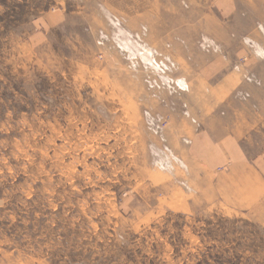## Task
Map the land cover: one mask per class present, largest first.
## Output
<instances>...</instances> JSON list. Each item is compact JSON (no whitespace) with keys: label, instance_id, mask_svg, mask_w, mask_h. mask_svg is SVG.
Masks as SVG:
<instances>
[{"label":"rangeland","instance_id":"rangeland-1","mask_svg":"<svg viewBox=\"0 0 264 264\" xmlns=\"http://www.w3.org/2000/svg\"><path fill=\"white\" fill-rule=\"evenodd\" d=\"M0 264H264V0H0Z\"/></svg>","mask_w":264,"mask_h":264},{"label":"crops","instance_id":"crops-1","mask_svg":"<svg viewBox=\"0 0 264 264\" xmlns=\"http://www.w3.org/2000/svg\"><path fill=\"white\" fill-rule=\"evenodd\" d=\"M242 133H243V132H242ZM242 156H245V154L242 153ZM241 160L243 161L244 164H247V165H249V166H253L252 162L248 161L247 159H241ZM234 165H237V162H236V161H235ZM232 170H234V168H233V166L231 165L230 168H228V169L226 170V172H228V174H227L228 176H229V174H232V173H233ZM256 170H257V169H256ZM240 174H241V173L236 174V175H240Z\"/></svg>","mask_w":264,"mask_h":264}]
</instances>
